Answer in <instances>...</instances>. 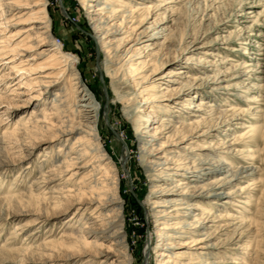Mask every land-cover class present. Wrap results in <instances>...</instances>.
Instances as JSON below:
<instances>
[{"label":"bare ground","instance_id":"bare-ground-1","mask_svg":"<svg viewBox=\"0 0 264 264\" xmlns=\"http://www.w3.org/2000/svg\"><path fill=\"white\" fill-rule=\"evenodd\" d=\"M89 1L93 2L86 18L92 37L107 59V67H114L106 69V75L114 77L115 70L121 68L135 87L132 97L138 100L130 108V98L120 92L114 95L123 106V115L134 124L138 164L146 183H150L142 205L150 231L139 264H248L252 255L238 263L229 255L231 251L239 252L241 248L237 246L243 243L246 245L242 250H253L250 238L257 229L253 219L245 214L249 213L246 208L253 190L263 180L255 165L261 152L248 146L235 164L227 159L237 144L232 138L218 145L198 146L213 132L230 130L232 122L225 119L220 126L204 129V123L224 104H215L210 98L195 103L193 97L210 86V93L220 95L241 91L242 83L263 72L259 68L264 65L252 66L255 61L264 62V48L254 47L262 53H245L240 45L248 40L237 44L243 35L239 29L232 33V41L221 44L235 42L238 46L231 50L242 51L243 60L233 66V60L221 57L216 49L210 56H219L220 60L205 65L194 60L202 50L196 46V39L186 49L181 47L185 42L180 41L177 48H182L181 52H175L177 48L170 52L172 35L165 25L171 16L166 14L183 0L81 2L85 5ZM204 1L186 0L191 5ZM261 2L263 6L264 0ZM240 5L245 7L240 16L249 18L255 5ZM258 15H264V9ZM261 37L264 36L259 35V40ZM54 42L46 0H0V80L12 79L4 90L25 95L22 103L33 106L14 126L4 120L6 111L0 110V145L6 143V138H13L15 144L9 145V150L29 151L18 161L22 168L16 174L19 178L35 172V153L43 152L36 177L26 192H17L14 186H0V210L14 203L23 205L25 197L34 199V203L24 202L28 210L23 215L31 216V220L17 226L6 247L0 246V264H131L122 181L99 130L103 102L83 86L73 59L69 60ZM209 72L216 74L210 77ZM49 95L52 98L47 102ZM2 99L0 95V106ZM257 100L243 97L240 102L249 106ZM25 104L16 107H28ZM256 109H260L256 112L260 115L256 114L254 123L241 126L253 142L261 140L263 131V126L256 124L263 119L264 111L260 105ZM232 110L231 107L221 113ZM124 144L121 163L125 166L131 154L129 145ZM231 189L235 190L225 192ZM43 201L47 206L39 209V202ZM32 208L36 211L29 210ZM69 214L62 222L59 239L36 242L38 228ZM29 227L34 228L21 242L16 233ZM229 231L232 235L228 244L216 242ZM80 246L92 247L94 254L55 256L46 261L20 258L30 252Z\"/></svg>","mask_w":264,"mask_h":264},{"label":"rangeland","instance_id":"rangeland-1","mask_svg":"<svg viewBox=\"0 0 264 264\" xmlns=\"http://www.w3.org/2000/svg\"><path fill=\"white\" fill-rule=\"evenodd\" d=\"M81 1L82 0H46L47 11L51 19V35L55 39L54 46H60L65 56H67L69 60L73 59V65L76 66L75 70L79 74L83 86L86 87L92 95L97 97L98 100L103 102V111L100 113L99 123L100 135L103 146L108 149L120 173L119 178L122 181L121 196L125 207L128 252L132 255L131 264H139L150 231V222H148L145 209L142 206L145 203L150 183H146L144 178L145 174L138 164V155L136 152L138 136H136L134 124L123 115V106L115 101L114 95L116 92H120L124 94L126 98H130L128 105L130 108H133L138 100L132 97L135 87L121 68L115 70L114 77L106 75V69L109 68L110 70H114V67H107V59L100 54L98 45L92 37L88 19L86 18V14L90 10L89 7L93 1H89L85 5ZM240 2L255 5L252 14L247 19L240 16L242 13L241 10L245 8L241 7L244 5H240ZM245 6H249V4ZM263 9L264 5L262 6L261 0H205L200 4L192 5L188 4L186 0H183L175 5L172 12L166 14V17L171 16V18H169L170 21L165 25L172 35L171 41H169L171 48L170 52L173 53L175 51L180 41L185 42L183 45L184 47L182 45L181 47L186 49L189 43H191L193 39H196V46L202 47V50L194 60L205 65H210L216 62V60H220L219 56H210L213 51L219 49L220 56L230 57L233 60L232 65L234 66L235 62H241L243 60L244 55L242 51H232V47L238 46L237 44H242L248 40L247 44L240 45L245 49V53H249V51L260 52L259 50L262 47L264 48V37H261L260 40L258 38L259 35L264 36V15H258ZM162 15L163 14L159 15V19ZM239 20L240 22H238ZM254 20H256V22L252 24ZM239 29L243 30L241 32L243 35L242 39L238 41L237 44H235V42H231L227 45L221 44L226 40L232 41L234 38L232 33ZM159 42H161V40H159ZM182 48H177L175 52L180 53ZM254 55L255 54L252 56V54H250V57H254ZM232 65L229 64V67ZM258 65L262 66L264 62L261 60L255 61L252 67L256 68ZM167 68L168 67H165V69ZM1 70L2 68L0 71ZM244 71L245 69L241 72L244 73ZM259 71H263L262 73H256V75H259V79L256 76L255 79L245 81V83L241 84L243 86L241 91L233 90L227 95H220L216 92L210 93V88L213 87L210 86L209 89H203L200 96L193 97L195 103L200 99L210 98L209 101H213L215 104H224L218 108V111L212 115L206 123H204V129H207L208 126H220L225 119L232 122L230 130L223 131L220 129L217 132H213L203 143H197L198 146L210 144L212 146L215 144L218 145L220 142L232 138L237 144L231 148L227 159L233 160L235 164L242 158L241 154L248 146L253 149L254 152H261L257 157V161H255V165L260 168L258 173L262 174L263 180L257 185L258 187L256 186L255 190H253L251 203L246 208L249 213L245 214L253 219L252 224L254 228L257 229V235L253 233L254 237L252 235V238H250L253 250H242L246 244L240 243L241 246H237L241 248L239 252L231 251L229 255L233 258H237V260H235L237 263L241 259L246 261L247 255L248 257L252 255V260L248 261V264H264V116L263 119L256 124L263 126V131L261 132L262 138L259 142L251 141L249 135L245 134L246 131L241 129L242 125L249 124L250 122L254 123L256 114L260 115V113H256L260 111V109H256L259 105L261 110L264 111V67L259 68ZM216 72H209L208 75L214 77ZM11 81L12 79L0 80V95L3 97L0 110L6 111L4 112L6 114L4 120L14 126L21 116L28 115L30 111L33 110V106H30V103H22V100L26 98L25 95L21 94L16 96V94L12 95L10 91L4 90L8 86L7 83ZM247 86H253L254 88L247 89ZM57 88L58 87H54V89ZM238 92H240V94ZM242 96L250 97L253 100L258 99L257 103L250 102L249 106H246L240 102V99H243ZM50 98H52V95L51 97L49 95V100L46 101L49 102ZM18 104H25L28 107L18 108L16 107ZM231 107L233 108L231 112L226 114L221 113L223 110H228ZM250 107L251 109L249 110ZM137 116L140 117V115ZM134 118L136 119V117ZM2 131L3 130H1L0 136ZM142 132H144V130ZM142 132L141 136L143 135ZM5 141L7 144L0 145L1 189L5 187L8 189L14 186L17 192H26L32 180L36 177V167L39 165L38 163L43 156V152L39 151L35 153L33 163L35 172L29 177L22 176L19 178L18 176L16 177V174L19 173L22 168L19 167L18 161L21 156L29 154V151L18 148L9 150V145L10 147H14V139L6 138ZM124 142L129 145V152L131 154L125 166L121 163L125 150ZM128 172L131 173V177ZM234 190L235 189L225 190V192L231 191L232 193ZM25 201L34 203V199L28 200V197H25L23 205L22 203H14L10 207L7 206L3 210H0V218H2V223L0 225V246L4 245L6 247L5 243L8 242V240L10 241L9 238L12 232L16 231L17 226L26 224L31 220V216L23 215L25 213L24 211L28 210L25 208ZM45 204L46 201L39 202V209L46 207L47 204ZM29 210L36 211L34 208ZM230 212H232V210L228 213ZM69 217L70 214L63 217L64 219H51L42 225V227L38 228L39 232H37L36 235V242L41 243L49 239H54V241L59 239L63 229L62 222ZM29 228L27 229L28 231L19 230L16 233L17 238H19L21 242L24 241L25 235L31 232L34 227ZM231 235L232 231H229L227 235L218 237L216 242L228 244L231 240ZM16 241L14 242L16 243ZM91 248L82 246L63 247L61 249L55 248L53 252L41 250L34 253L30 252L27 254L28 256L21 254L20 258H24L25 256L30 259L32 258L31 260L34 261H46L48 259H55L56 257L63 258L66 255L72 254L83 256L88 253L93 255L94 250ZM244 253L245 257H242ZM83 258L84 257H81V259Z\"/></svg>","mask_w":264,"mask_h":264}]
</instances>
